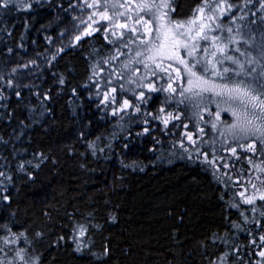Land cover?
Returning <instances> with one entry per match:
<instances>
[{
    "label": "trees",
    "instance_id": "16d2710c",
    "mask_svg": "<svg viewBox=\"0 0 264 264\" xmlns=\"http://www.w3.org/2000/svg\"><path fill=\"white\" fill-rule=\"evenodd\" d=\"M122 1L0 7V264H264V0H229L222 21L238 20L257 63L221 77L179 63L185 47L166 72L145 67V26L112 17ZM150 1L146 17L168 28L202 4ZM198 77L251 95L189 84ZM228 111L258 126L229 133Z\"/></svg>",
    "mask_w": 264,
    "mask_h": 264
},
{
    "label": "rangeland",
    "instance_id": "374dc122",
    "mask_svg": "<svg viewBox=\"0 0 264 264\" xmlns=\"http://www.w3.org/2000/svg\"><path fill=\"white\" fill-rule=\"evenodd\" d=\"M111 2V1H110ZM150 0H123L121 4H114V10L115 12L112 13V17L116 18V24L117 25H126V27L135 29L138 33L140 32L137 27V21H140L141 24L145 26L144 33H141L142 35H137V38L140 39L141 45L139 46L140 55H142V60L144 61L145 65L147 67H151L157 64L162 65L164 56H169V54H178V49L175 50L173 53L172 51V35H173V29L174 27L168 28L165 23L161 22V26H159L158 21H150L149 17H146L143 9L145 4H149ZM123 5V7H121ZM228 13V12H227ZM226 13V14H227ZM96 17L93 21L101 19L100 18V11L96 12ZM225 14V13H223ZM222 13H217V19L214 22L205 21V23H212V27L215 29L214 31H211L208 33L209 40L204 41L200 40L196 37L195 34V27L193 26V31L185 37H182L181 40L183 42H186L189 44L192 42L191 45H188L187 48H185V56H182V59L186 62H197L204 63L205 65V71L208 75H213L217 77H221L225 72L224 69L228 68V65H232V61L228 60L227 56H232L234 59H238L240 63L247 65H254L257 63V60H255V57L253 55V52L247 48H242L241 45H246V47L249 46H255V44L249 40L244 39L242 33L237 32V29L239 28V22L236 19L230 20L233 21V25H237L234 30L231 32L228 31L229 28H231L232 24H225L222 21ZM206 15H212L211 12H207ZM147 21V25H145L142 20ZM216 25H220L219 28H216ZM125 28V27H124ZM221 30H226L225 32H229L226 37H223L221 35ZM177 31H183L187 32V25L183 29H179ZM134 32V33H137ZM122 32H120L121 34ZM157 36H159V39L157 40ZM215 36L218 37L216 41H213L211 38ZM188 37V39H187ZM195 37V38H194ZM194 38V39H192ZM189 39H191L189 41ZM242 39L241 41H239ZM213 43L219 45V46H226L224 47V53L223 55L216 50V48L213 47ZM193 44H195L196 48L193 51ZM251 44V45H250ZM159 46V47H157ZM151 49V51H149ZM206 49V50H205ZM238 49V50H237ZM180 52V51H179ZM216 52V55L213 56L212 53ZM237 54H236V53ZM252 52V53H251ZM191 53V55H189ZM243 53V55H241ZM240 58H239V56ZM151 57V59L149 58ZM223 61V63H220V61ZM255 60V61H254ZM252 61L251 64L248 62ZM236 65V64H233ZM237 66V65H236ZM180 76V75H179ZM198 80H195L194 82L191 81L193 84H196V86H199L200 88L203 87H213L218 90H223L224 88L229 91L235 92L237 87L227 85L225 83H222L217 80L209 79V78H200L198 77ZM232 115L235 116L236 122L234 124H231L232 126L235 125V127L229 126V133L233 132V130H240L242 132L250 131L253 127L258 126L255 124V116L247 114H244L242 112H236V111H228ZM222 114L218 115V117H222V122H225L223 129H226L228 127L227 125V117L221 116ZM234 128V129H233ZM222 129V130H223ZM259 129L262 131V127L260 126ZM220 131V130H219Z\"/></svg>",
    "mask_w": 264,
    "mask_h": 264
},
{
    "label": "snow or ice",
    "instance_id": "6c2138e0",
    "mask_svg": "<svg viewBox=\"0 0 264 264\" xmlns=\"http://www.w3.org/2000/svg\"><path fill=\"white\" fill-rule=\"evenodd\" d=\"M9 2H10V0H3V2L0 3V7H7ZM97 2H98V0H94V3L93 4H89L88 6L89 7H93V6H95V4ZM29 7H30V5H29ZM121 7H123V5H121ZM144 7L145 8H150L151 6L148 5V4H145ZM159 7L167 8L170 11H175L174 8L170 7L169 0H163V2L160 4ZM261 7L264 8V4H262ZM232 8H233V5L231 3H229V0H202L201 6H199L194 11L193 16H192L191 19H188L187 21H182V22L178 21V22L175 23L174 29H173V35H172V51H173V53L175 52L176 49H178L180 47L187 48V43L183 42L181 40V38L185 37V36H188L194 30L193 26H196L195 27L196 37L198 39H200V40L208 41L209 40L208 33L211 32V31H214L215 29L212 27V23H205V21L214 22L218 18L217 15H216L217 13H222V14L223 13H227V12H230L232 10ZM207 12H211L212 15H206ZM102 15H103L104 19L108 18L106 13H102ZM163 15L167 16L168 13L165 12ZM137 23H140V21H137ZM144 23H145V25H147V21H144ZM186 25H187V32L177 31L179 29L185 28ZM118 27L124 28V27H126V25L121 24V25H118ZM219 27H220V25H216V28H219ZM132 31L135 32L136 30L132 29ZM228 31L231 32L232 29L229 28ZM85 34L86 35H90L91 32H86ZM80 38L81 37H79V36L76 37L77 40H79ZM156 39L158 40L159 36H157ZM211 39L213 41H216L218 39V37L213 36ZM157 47H159V46H157ZM213 47L216 48V50L219 51L223 55L224 47H226V46H219V45L213 43ZM195 48H196V46H195V44H193V51L195 50ZM149 51H151V49H149ZM137 55H140V53H137ZM189 55H191V53H189ZM212 55L215 56L216 52H213ZM241 55H243V53H241ZM149 58L151 59V57H149ZM168 58L169 59H173L174 55H169ZM226 58L228 60H231L233 64L238 65V71L236 72L237 75H240L241 73H243L245 71L244 64L240 63V61L238 59H234L232 56H227ZM178 62L181 63V64H186V62L182 58H179ZM220 63H223V61L221 60ZM248 63L251 64L252 61H249ZM145 67H147V65H145ZM157 67L160 69V71H164V72L167 71L166 68H163L160 65H157ZM186 67H187V65H186ZM177 71H179V70H177ZM188 71L191 72V68L190 67L188 68ZM228 71H229L228 68L224 69V72H228ZM248 71L252 72V71H255V69L250 68ZM191 74L195 75L194 72H191ZM261 75H264V72H262ZM62 82L63 81H61V83ZM191 83L192 82L189 81V84H191ZM169 89L172 92L176 91L174 88H171V86H169ZM190 90L191 89H185V91H190ZM204 90L207 91L208 89H204ZM113 91H115V89H113ZM236 91L238 93H241L243 96H246V97L251 95L246 88L245 89L237 88ZM181 95H183V92L181 93ZM251 99L252 100H259L260 97L259 96H251ZM124 104H125V106H128V101H124ZM261 104H264V101H261ZM176 118L178 119L179 117H176ZM165 125H167V120L165 121ZM213 127H215V125H213ZM232 127H235V125H233ZM201 131H203V129H201ZM255 131L256 132H260L261 136H264V131H261V129H256ZM188 139L192 140V137L189 136ZM262 143H264V140H262ZM247 149L249 151H253L254 152L255 151V144L247 145ZM231 151H232L233 154H235L236 149L232 148ZM262 171H264V169H262ZM0 175H2V173H0ZM262 183H264V181H262ZM252 187L254 189H256V191H260V189L257 188V186L255 184H253ZM241 195L243 196L244 193H241ZM259 199L264 201V194H261L259 196ZM254 202H255V197L254 196H249V197H246L244 199V203L249 204V205L254 204ZM252 210L255 211V208H253ZM260 214L262 216H264V212H261ZM259 239L262 242H264V236H260ZM255 242L256 241L253 240V243H255ZM259 255L261 257H264V251H261L259 253Z\"/></svg>",
    "mask_w": 264,
    "mask_h": 264
}]
</instances>
